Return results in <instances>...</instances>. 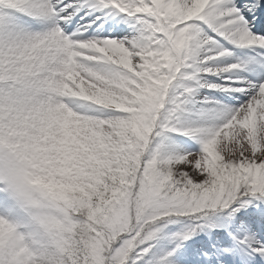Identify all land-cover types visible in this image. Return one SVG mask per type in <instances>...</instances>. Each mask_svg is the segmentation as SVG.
Returning a JSON list of instances; mask_svg holds the SVG:
<instances>
[{"label": "snow or ice", "instance_id": "1", "mask_svg": "<svg viewBox=\"0 0 264 264\" xmlns=\"http://www.w3.org/2000/svg\"><path fill=\"white\" fill-rule=\"evenodd\" d=\"M0 264H264V0H0Z\"/></svg>", "mask_w": 264, "mask_h": 264}]
</instances>
